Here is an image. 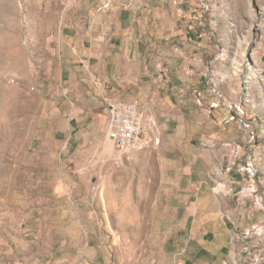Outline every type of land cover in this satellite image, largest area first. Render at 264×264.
<instances>
[{"label": "crops", "instance_id": "crops-1", "mask_svg": "<svg viewBox=\"0 0 264 264\" xmlns=\"http://www.w3.org/2000/svg\"><path fill=\"white\" fill-rule=\"evenodd\" d=\"M199 1H51L62 6L61 83L32 144V160L46 169L36 173L41 205L38 220L0 216V264H108L96 226L84 222L82 235L72 223L75 174L66 163L80 150L106 148L108 109L117 102H138L147 127L159 136L157 191L142 262L222 264L229 230L222 213L243 230L260 222L238 194L245 185L235 172L223 176L230 194H212V162L198 149L203 133L221 136V126L198 124L192 101L194 92H202L197 69L207 50L195 10ZM260 63L264 80V41ZM227 133L222 137L235 140L234 130ZM260 147L251 159L264 171ZM32 226L39 228L35 242ZM43 243V252L33 255L32 244Z\"/></svg>", "mask_w": 264, "mask_h": 264}, {"label": "rangeland", "instance_id": "rangeland-1", "mask_svg": "<svg viewBox=\"0 0 264 264\" xmlns=\"http://www.w3.org/2000/svg\"><path fill=\"white\" fill-rule=\"evenodd\" d=\"M51 1L0 0V216L6 218L15 213L19 220L29 215L31 221L38 220L42 183L36 173L46 169L32 160V144L61 83L58 29L62 6ZM196 5L207 50L197 69L201 105L194 102L196 92L192 101L198 124L221 126L220 137L203 133L198 149L211 160L212 174L216 165L230 166V173L242 179L239 170L251 167L258 196L264 200V171L248 160L255 158V150L261 146L257 158L264 161L260 63L264 0H201ZM240 106L244 114L237 110ZM229 130L240 138L222 137ZM146 134L151 141L123 157L118 166L109 141V149L105 143L87 149V154L83 149L66 163V171L75 174L69 196L72 223L82 235L84 222L96 226L103 236L108 264L144 263L140 257L148 245V223L157 191L159 142L153 126L146 128ZM247 202L256 212L249 198ZM43 231L47 234L46 228ZM38 233V227L30 228L32 241ZM46 244H32V254L43 252Z\"/></svg>", "mask_w": 264, "mask_h": 264}, {"label": "built area", "instance_id": "built-area-1", "mask_svg": "<svg viewBox=\"0 0 264 264\" xmlns=\"http://www.w3.org/2000/svg\"><path fill=\"white\" fill-rule=\"evenodd\" d=\"M194 102L201 105V95L193 94ZM237 110L244 114L243 108ZM147 121L144 112L138 102L124 103L117 102L111 104L108 109V120L105 127V138L111 142L117 154L114 164L119 165L121 159L126 157L131 151L140 150L146 146L150 139L146 134ZM246 129L249 127H245ZM156 144L157 141L155 140ZM247 169L250 171L248 172ZM231 172V167L225 169L216 165L213 169L211 192L215 196H224L231 193L223 176ZM243 172L242 182L245 185L238 194L243 199L249 198L253 209L261 215L260 222L249 229H241L238 222L226 213H222V218L229 225L228 230V253L222 264H264V200L258 196L253 182L254 174L251 167H243L239 170ZM139 264H160L155 260H149Z\"/></svg>", "mask_w": 264, "mask_h": 264}, {"label": "bare ground", "instance_id": "bare-ground-1", "mask_svg": "<svg viewBox=\"0 0 264 264\" xmlns=\"http://www.w3.org/2000/svg\"><path fill=\"white\" fill-rule=\"evenodd\" d=\"M214 107H217V106H215L214 105ZM253 108H256V106L254 105V106H252ZM110 142V141H109ZM111 143V142H110ZM109 147H110V145H109V143H107V145H106V149H109ZM248 160H250L249 161V164H253V161L251 160V159H248ZM247 171L249 172L250 170L249 169H247ZM104 196V195H103ZM132 237V236H131ZM119 240V239H118Z\"/></svg>", "mask_w": 264, "mask_h": 264}]
</instances>
